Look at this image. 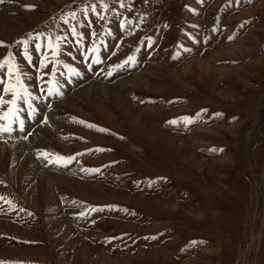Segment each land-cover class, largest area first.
I'll return each mask as SVG.
<instances>
[{
  "label": "rangeland",
  "instance_id": "374dc122",
  "mask_svg": "<svg viewBox=\"0 0 264 264\" xmlns=\"http://www.w3.org/2000/svg\"><path fill=\"white\" fill-rule=\"evenodd\" d=\"M104 2H0V58L40 98L0 132V264H264V0Z\"/></svg>",
  "mask_w": 264,
  "mask_h": 264
},
{
  "label": "snow or ice",
  "instance_id": "6c2138e0",
  "mask_svg": "<svg viewBox=\"0 0 264 264\" xmlns=\"http://www.w3.org/2000/svg\"><path fill=\"white\" fill-rule=\"evenodd\" d=\"M0 2H3V0H0ZM101 6L104 9L108 8V4L106 2H104V0H101ZM123 6V4L121 5ZM23 7L27 8V9H31L34 6L32 5H24ZM81 11L84 12L85 16H87V13L89 11H91L92 13H96L97 11V6L95 3H92L91 8H85L82 9ZM71 17L73 20L76 19V13L75 12H69L66 14L62 15V19H64V22L67 24L68 20L67 17ZM121 27H124V24H121ZM70 31L72 32L73 36L80 38L81 34L78 33L76 31L75 27H71ZM44 34L43 33H39L36 34L35 36L33 34H28L27 39H23L21 41H17L18 44H23L24 49H23V56L26 60L30 59L29 57V53H28V45L30 41H34V40H39ZM47 39V48L51 51V55L53 57H56L59 54L60 51V43L62 41H64L66 39V37L63 36H59L57 35L55 37V43H53L51 37L46 38ZM149 39V45H151V38ZM0 44H2V42H0ZM42 45L40 43H36L35 44V48L37 51H39L41 49ZM89 51H94V49H89ZM134 57H129L128 60L131 61L133 60ZM7 65V73L9 74V76H11L14 72H16L17 70V65L14 63V58L12 57V54L9 53L7 56H5V58L0 61V69L4 68V66ZM40 67L44 68L47 67L46 63H45V59H41L40 62ZM116 67H121V65H117ZM55 73V66L53 65V73ZM109 75H111L112 73L109 72ZM37 79H40V77H37ZM16 84H12L10 82L5 83L4 81L0 80V84L3 85V93L7 94V93H11V99H5L4 95H0V105H8V109L7 111H3L2 109H0V121H8V123H0V132H11V126L10 124L12 122H15V120L18 118V114L20 112V107L18 106V101L19 100H23L25 103L28 104L29 107H31V103H30V97H31V93L28 91L27 87L21 83V77L19 74L16 75ZM50 91H52V89H50ZM169 123L175 124L177 123L176 120H172L169 121ZM89 127H93L92 125H88ZM101 132H105L107 131L106 129H98ZM42 155H47V154H42ZM72 159H74V157H62V156H57L56 158V162L57 163H63L64 165L70 163L72 161ZM50 163L52 162L51 160L49 161ZM91 171H98V169H93ZM96 210V209H93ZM81 215H84V213H81Z\"/></svg>",
  "mask_w": 264,
  "mask_h": 264
},
{
  "label": "bare ground",
  "instance_id": "6f19581e",
  "mask_svg": "<svg viewBox=\"0 0 264 264\" xmlns=\"http://www.w3.org/2000/svg\"><path fill=\"white\" fill-rule=\"evenodd\" d=\"M83 77V74L81 75V77L80 78H82ZM80 79L79 78H77V80H75V81H79ZM92 86V85H91ZM91 86L89 87V90H91ZM104 86V85H103ZM87 89V88H86ZM99 89H101L100 88V86H99ZM95 90H96V88H95ZM87 91V90H86ZM98 92H100L99 90H97ZM83 92H85L84 90H83ZM105 92V91H104ZM86 93V92H85ZM109 94V93H108ZM28 143V142H27ZM28 146H29V148H33V151H34V155H38V156H40V160L41 161H43V163H45V162H49L50 160L52 161V162H55L54 160H52V159H55V157L54 156H48V155H42V154H45L44 152H40L39 151V148H37V149H35L34 150V148L35 147H37V145L36 144H33V145H31L30 143H28ZM6 151V150H5ZM10 151V150H9ZM11 151L14 153V161L15 162H20V167H18V171L19 170H21V169H23L24 168V166L25 165H27L28 166V168H27V171L28 172H32V171H38V166H37V164L35 163V161L31 158V154H29V152L28 151H26L25 150V147L23 146V145H19V144H15V145H13V146H11ZM3 155H4V153H3ZM2 155V156H3ZM33 155V156H34ZM53 164V163H52ZM63 165L62 164H60V165H58V164H56V165H52V167L53 168H59V167H62ZM40 177H39V180H41V182H48V175L46 174V172H40ZM49 183V182H48ZM104 258H105V256H104ZM106 259H107V257H106ZM105 260V259H104Z\"/></svg>",
  "mask_w": 264,
  "mask_h": 264
}]
</instances>
